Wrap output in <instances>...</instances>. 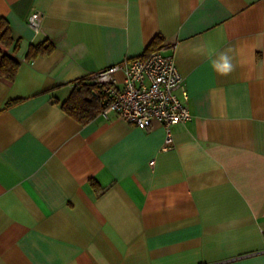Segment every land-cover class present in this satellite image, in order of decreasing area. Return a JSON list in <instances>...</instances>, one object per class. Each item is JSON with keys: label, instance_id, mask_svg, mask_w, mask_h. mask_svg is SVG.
Listing matches in <instances>:
<instances>
[{"label": "crops", "instance_id": "obj_1", "mask_svg": "<svg viewBox=\"0 0 264 264\" xmlns=\"http://www.w3.org/2000/svg\"><path fill=\"white\" fill-rule=\"evenodd\" d=\"M0 18L19 38L0 77V264H264V0H0ZM154 39L189 95L172 147L158 123L64 112L75 81Z\"/></svg>", "mask_w": 264, "mask_h": 264}, {"label": "built area", "instance_id": "obj_2", "mask_svg": "<svg viewBox=\"0 0 264 264\" xmlns=\"http://www.w3.org/2000/svg\"><path fill=\"white\" fill-rule=\"evenodd\" d=\"M40 18L38 11L28 17L36 32ZM90 79L101 87L104 96L101 116L108 118L113 113L140 129H149L154 123L162 125L167 134L164 149L173 146L171 127L191 119L189 95L175 64L173 45L162 44L147 54L125 58L98 70Z\"/></svg>", "mask_w": 264, "mask_h": 264}, {"label": "trees", "instance_id": "obj_3", "mask_svg": "<svg viewBox=\"0 0 264 264\" xmlns=\"http://www.w3.org/2000/svg\"><path fill=\"white\" fill-rule=\"evenodd\" d=\"M159 42L160 39H154L143 54L154 50ZM18 47L19 38H13L9 23L6 19L0 18V77L8 80L15 78L19 67V60L15 54ZM53 47V43L48 39L32 44L28 48L26 60L34 59L40 54L50 53ZM105 104L101 87L88 77L74 82L71 93L61 102V108L79 123L87 124L100 114ZM91 185L95 187L96 183L91 180Z\"/></svg>", "mask_w": 264, "mask_h": 264}, {"label": "clouds", "instance_id": "obj_4", "mask_svg": "<svg viewBox=\"0 0 264 264\" xmlns=\"http://www.w3.org/2000/svg\"><path fill=\"white\" fill-rule=\"evenodd\" d=\"M197 50L212 58V68L220 75H228L235 70L236 65L233 63V57L229 54L231 49L218 51L214 47H207L206 53L204 48Z\"/></svg>", "mask_w": 264, "mask_h": 264}]
</instances>
